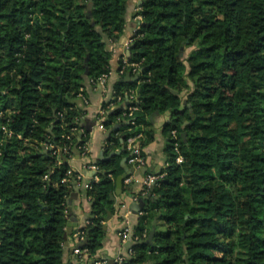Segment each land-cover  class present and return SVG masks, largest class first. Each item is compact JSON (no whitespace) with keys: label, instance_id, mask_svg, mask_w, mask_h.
<instances>
[{"label":"trees","instance_id":"1","mask_svg":"<svg viewBox=\"0 0 264 264\" xmlns=\"http://www.w3.org/2000/svg\"><path fill=\"white\" fill-rule=\"evenodd\" d=\"M141 1L128 56L140 64L138 81L121 79L114 87L121 101L104 106L106 151L125 150L97 164L88 224L74 232L84 237L87 264L115 214L111 194L123 157H131L128 139L153 141L151 118L165 113L169 167L126 264H264V0ZM128 5L0 0V264H64L75 178L67 173L82 116L75 101L86 78L98 84L110 74L107 44L125 33ZM47 146L54 151L46 154Z\"/></svg>","mask_w":264,"mask_h":264},{"label":"crops","instance_id":"2","mask_svg":"<svg viewBox=\"0 0 264 264\" xmlns=\"http://www.w3.org/2000/svg\"><path fill=\"white\" fill-rule=\"evenodd\" d=\"M141 4V0H129L127 13L128 23L125 33L122 35L118 42L108 41L107 49L112 54V60L110 62L111 71L106 84H92V81L89 78H86L84 82L85 95H81L75 101L76 108L82 112V116L79 120V136L82 135V140L83 138H86L87 141L82 148L84 150V153H87V156H85L84 153L82 154L78 147L80 153L76 154L75 151V155H73L69 160V166H72L77 171L83 168L84 164L88 162H94L98 164L100 161L110 159L115 155H122L125 150V147H122L116 153H107L106 148L109 146V135L107 130L102 131L98 129L97 116L107 104L111 109H115L114 103H111L113 95L112 92L114 91L115 85L121 79L125 78L126 81L131 80L132 82H135V76L132 75L131 72H127L126 74L121 75V73L119 72V68L121 59L128 58L130 54L128 51L132 42V37L134 36L136 30L139 29L141 21L135 18V14ZM129 75L131 76L130 78H128ZM113 105L114 107H112ZM169 121V113L156 115L151 118V122L153 123L154 127V140L151 142H147L146 137H143L139 141L140 148L146 160V166L144 168L148 169V173L144 175L140 169L135 173V175L126 179L130 180L129 184H126V182H124L123 194L121 196H118L117 202H115V214L112 215V219L110 222H105L107 237L104 240L103 247L98 252L96 259H100L102 261H106L108 264H111L112 261L116 262V258L118 257V255H120L121 253H126L136 244L134 243L133 235L124 239L122 238L120 233L125 228L127 221L129 222L134 233L139 218L141 215H143L144 210L138 215L135 214L138 207L134 205V203H138V201L142 198H139V194H141L144 189V179L148 175L163 176L162 174L169 167L168 157L166 154L168 135L165 133V125ZM50 132H53L52 129H50ZM79 136L77 143L78 145L82 142H79ZM54 149V146H47L45 148V152H48L50 150V152H52L54 151ZM62 157L64 156L61 155V160H63ZM125 158L127 157H123L122 161ZM129 166L131 168H134L131 165ZM85 177L86 179L82 184H79L74 180L73 188L70 191V202H72V206H69L68 209L69 212H72V214L78 219V227L74 230V232L78 228H82L83 226H85L91 211V203L86 198L87 190L85 189L84 185L89 180H94L96 177L99 178V173L87 172L85 173ZM100 181L101 179L99 178V182ZM121 206L125 207L123 209V213L119 214L118 211L119 209H121ZM83 242L80 241L79 243ZM75 248H78V239L77 236L73 234L71 237H69L68 242L64 244V264H87L90 260L89 256L80 259L79 256L74 254ZM146 264L154 263L149 262Z\"/></svg>","mask_w":264,"mask_h":264},{"label":"built area","instance_id":"3","mask_svg":"<svg viewBox=\"0 0 264 264\" xmlns=\"http://www.w3.org/2000/svg\"><path fill=\"white\" fill-rule=\"evenodd\" d=\"M140 71V64L139 63H133L130 62L128 58H123V66L120 68L119 72L121 73V75L126 74L127 72H131L132 75H137L138 72ZM109 78V74L108 75H103L100 79V81L98 82L101 85L106 84V82L108 81ZM92 84H96L94 81H92ZM112 100L118 99V101H121V97H117L116 96V92L115 90L112 92ZM131 98L134 99L135 98V93H132ZM85 99V98H83ZM86 101V100H85ZM87 103V102H86ZM114 107V105L112 106ZM137 110L136 107H131L130 108V113L129 114H125L129 117L133 116V113ZM105 110L102 109L98 116H97V127L99 130L105 131L106 127L104 125L105 122ZM77 129H73L72 133L67 135V139L72 140V138L74 137V134H76ZM11 135V134H10ZM171 137L172 139L175 141L174 143V148L175 151L179 154V143H178V133L176 130H173L171 132ZM143 138L142 135H138L137 137H131L128 139L127 144H128V150L131 152V157L128 160L129 165L133 166L137 171L144 168L146 166V160L143 156L142 150L140 148V143L139 141ZM70 150L69 147H66L64 149V151L67 153ZM85 156H87V153H84ZM177 163L181 164L183 162V157L181 155H179L177 157ZM90 172V173H99L100 169L99 166L94 163V162H88L86 164H84L83 168H81L80 170H75L72 166L70 167V169L68 170V176L69 177H74V180L79 183L82 184L83 181H85L86 177H85V173ZM164 176V175H163ZM163 176H156V175H148L144 181H143V188L146 189H151V187L153 186L154 183H157ZM110 178L113 179L112 176H110ZM67 181V180H65ZM93 182L98 183L99 182V178L96 177L94 180H89L85 183L84 187L86 190L91 189V184ZM126 184L130 183V180H126L125 181ZM146 192L143 193V196H146ZM125 206H121V209H119V214L123 213V209ZM88 224V222H86L85 226ZM83 226V227H85ZM80 235V233L77 234V236ZM82 235V233H81ZM120 235L122 236V238L126 239L129 236L133 235L134 238V243L139 242V237L135 236L133 233V230L129 224V222H126V226L125 228L121 231ZM80 241H84V237H82L80 239ZM74 254L77 256H83L81 259H83L84 257H88V252L87 250H82V248H75L74 249ZM134 256V251L133 248H130L126 253H121L120 255H118V257L116 258V262L115 264H126L127 260L132 259V257ZM88 261V260H87ZM94 264H108L106 261H102L100 259H96L94 262Z\"/></svg>","mask_w":264,"mask_h":264},{"label":"water","instance_id":"4","mask_svg":"<svg viewBox=\"0 0 264 264\" xmlns=\"http://www.w3.org/2000/svg\"><path fill=\"white\" fill-rule=\"evenodd\" d=\"M128 52L130 53V51H128ZM130 77L131 76L129 75L128 78H130ZM134 81L135 82L138 81V77H135L134 78ZM183 137H186V133L183 134ZM81 141H82V135L79 136V142H81ZM78 147H79V145L77 144L75 146L76 154H79L80 153L79 150H78ZM50 151L45 152V153L46 154H49ZM62 159L66 161V159L64 157H62ZM128 160H129L128 158H125L122 161V167H123V169H124L125 172H124L123 175H121L117 179V182H116V191H115V193L111 194V200L113 202H117V197L118 196H121L123 194L125 180L128 179V178H130V177H132L137 172V170L135 168H131L128 165ZM141 171L143 172L144 175H146L148 173V169L147 168L141 169ZM156 184L157 183H154L153 184V186L151 187V191L149 192V194L147 196L142 197L138 201V203H134V205H136L138 207L137 208V211L135 212L136 215H138L140 212H142L143 210H145L149 202H155V201L158 200V198L155 197L154 196V193H153ZM69 206H72V202H69ZM69 216H70V220H69V222L67 224V230H66V233L64 235V241H65V243L68 242L69 237H71L74 234V230L78 227V219H77V217L74 216L72 214V212H69ZM111 219H112V214H109L108 218L106 219V222H110ZM154 236H155V231H152L151 234L148 237L147 244L152 245L154 243L153 242ZM79 242H80V240H78V248H83L86 245V242H83V243H79ZM111 264H115V262L112 261Z\"/></svg>","mask_w":264,"mask_h":264},{"label":"rangeland","instance_id":"5","mask_svg":"<svg viewBox=\"0 0 264 264\" xmlns=\"http://www.w3.org/2000/svg\"><path fill=\"white\" fill-rule=\"evenodd\" d=\"M138 10H139V9H138ZM135 18L139 19L140 21L142 20V18H141V17H136V16H135Z\"/></svg>","mask_w":264,"mask_h":264}]
</instances>
